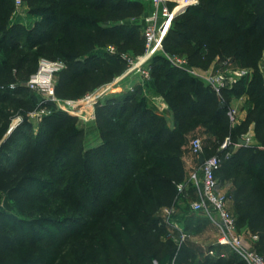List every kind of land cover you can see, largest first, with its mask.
<instances>
[{
	"label": "trees",
	"instance_id": "trees-1",
	"mask_svg": "<svg viewBox=\"0 0 264 264\" xmlns=\"http://www.w3.org/2000/svg\"><path fill=\"white\" fill-rule=\"evenodd\" d=\"M23 1L30 14L41 17L32 28L15 21V0H0V118L5 117L1 107L18 108L20 98L30 91L25 86L28 80L19 81L14 76V70L30 63V72H35L37 56L65 63L66 68L57 75L55 95L57 98H69L65 91L80 78L102 76L104 83H108L123 73L120 54L99 52L98 48L116 45L125 49L127 44L142 40L145 46L144 35L129 26L130 20L144 13L139 1L93 0L94 9L103 12L101 20L76 15L74 11L81 6L82 0ZM245 1L254 14L229 20L213 11L212 0H199L198 5L174 18L163 47L167 52L186 50L193 65L202 62L211 65L217 56L231 58L241 67L254 72L249 83L240 80L218 93L201 79L173 66L158 54L155 57L160 63L153 71L156 77L154 86L169 108L171 121L146 106L137 98V93L111 96L100 101L96 110L98 129L104 140L86 150L83 143L85 130L69 131L77 125L78 118L47 101L44 107L49 113L43 116L38 133L25 119L3 144L5 149L0 150V161L8 165L7 170L24 167L28 182L41 186L46 184L41 195L47 200L70 203L77 197L73 190L76 187L73 171L77 164L82 163L85 171L93 166L100 167L101 186L97 200L101 205H98L100 208L96 213L92 212V218L103 217L109 211L117 212L116 205L126 197L125 189L131 184L132 176L140 171L141 164L152 152L163 153L157 168L166 174L149 173L142 181L137 194L142 196L143 206L135 212V219L122 210L117 212L120 219L129 222L131 229L119 231L117 236L122 240L110 234L113 249L109 260H102L99 264H156L166 256H174V264H190L198 259L199 255L187 246H178L173 239V243L167 240V225L162 218H154L144 211L145 208L152 211L172 208L182 193L179 185L184 184V190H188L182 147L187 135L197 126L207 129L215 139L212 153L204 144V156L223 157V152L216 150L225 140L239 143L249 126L255 124L256 139L261 146L239 145L229 158L223 160L215 175L220 187L231 184L225 197L234 203L237 231L247 230L252 237H257L253 249L264 253V112L249 114L235 128L229 107L232 99L244 95L264 101V76L259 67L264 51V0ZM23 49L26 54L21 56ZM11 85H15V89H11ZM129 134L137 139L138 143L134 146L126 143ZM4 169L0 166V173ZM36 176L45 178L46 182ZM190 187L195 198L196 188ZM10 195L17 199L24 196L13 190ZM77 198L80 201L71 205V211L87 213L90 199L86 194ZM11 220L15 219L0 210V233L8 227L15 237H22L21 231L27 230L17 220L11 224ZM33 239L28 238L29 245L36 242ZM52 245L48 240L42 243L46 249ZM19 246L18 242L0 234V252L16 253ZM197 264L246 262L232 252L229 257L206 258L198 260Z\"/></svg>",
	"mask_w": 264,
	"mask_h": 264
},
{
	"label": "rangeland",
	"instance_id": "rangeland-1",
	"mask_svg": "<svg viewBox=\"0 0 264 264\" xmlns=\"http://www.w3.org/2000/svg\"><path fill=\"white\" fill-rule=\"evenodd\" d=\"M134 1L142 3L144 13L130 20L129 26L137 28L143 36L146 29V18L153 12V6L150 2L144 0ZM212 2L214 4L213 11L229 20H236L239 16H252L254 14V10L245 0H212ZM81 3V6L74 11L79 18L102 19L103 12L94 9L93 0H82ZM21 13L22 17L15 18V21L23 23L27 28H32L36 22L41 20V17L30 14L26 5L21 9ZM125 47V49H120L116 45H109L97 49L99 52H107L111 55L118 53L123 61V73L116 76L111 82L104 83L102 76L96 78L86 76L78 79L71 89L65 91L64 94L69 98L56 97L57 103L54 104L58 109L63 108L61 110L65 109L64 111L78 118L77 125L70 128L69 131L79 128L85 130L83 143L86 150L98 146L104 140L98 129L96 110L100 101H104L111 96L122 93H137V98L142 100L146 106L171 121L169 108L164 98L156 92L154 86L156 77L153 71L156 70L160 63L157 60L158 58L155 57L158 54H160V57H165V59L171 60L176 64L183 63L182 65L185 68L189 69L206 84L211 81L216 86H219L220 83L225 81L233 84L234 81L240 80H244L247 84L251 81L254 74L252 70L241 67L239 63L231 58L217 56L211 65H207L205 62L193 65L188 59L186 50L167 52L163 47L159 53L149 56L143 40L127 44ZM110 48H114V51L111 52ZM25 54L26 50L23 49L20 55L23 56ZM35 58L39 67V62L43 57L37 56ZM37 66L36 71L31 73L30 63H26L23 67L21 66L19 69L16 68L14 70V76L19 81L30 80L37 73ZM259 67L264 76V51ZM57 75L55 77L56 83ZM46 98V92L38 88L27 91V95L20 98L18 108L1 107L5 117L0 118V150L5 149L3 144L7 141L10 130L16 128L25 119L32 124L35 133L39 132V125L43 116L49 113V110L44 107L47 102ZM92 98H96V100L94 101ZM229 107L233 113V126L237 128L246 120L249 114L264 112V101L257 97L244 95L241 98L232 99L229 102ZM198 137L203 139L207 151L212 153L215 139L202 126H197L187 135V140L182 149L184 151L183 157L186 158V155L193 156L195 166L198 167L193 174L201 178L200 165H197L195 155L190 150L191 140ZM241 138L247 140L248 145L261 146L256 139L255 124H251L248 132L242 135ZM126 143L134 146L138 142L133 135L129 134L126 137ZM238 146L239 143L231 139L230 144L222 150L224 156L227 153H232ZM218 151L220 149L216 150V152ZM162 156L163 153L152 152L150 157L141 164L140 171L132 176L131 184L129 183L125 189L126 197L122 198L123 200L116 205L118 213H120L119 210H122L134 216L135 219V212L141 210L143 206L141 204L142 196L137 194L142 181L149 173L166 174L157 168ZM0 166L6 168L3 173H0V210L8 216H12L27 230L21 231L22 237H15V234L8 230V227L1 231L0 234L2 236H6L13 242H18L20 246L16 253L0 252V264H99L102 260H109L113 249V245L110 244L111 235L118 240L120 238L122 240V237L118 238L117 236L119 231L123 229L130 231L131 229L129 222L120 219L116 211H109L100 218L97 216L91 217L93 216L92 212L96 213L100 208L98 205H101L97 200L101 186L100 175L102 170L100 167L93 166L85 171L82 168V163H80L77 164V168L73 171L76 174L74 176L76 187L73 189L75 194L77 197L86 194L87 198L90 199L88 203L91 204L87 213L78 214L70 209L75 201H80L76 196L70 203L61 200H47L44 195H41L43 194V186L46 184L41 186L36 182H28L26 179L28 175L24 167L21 166L16 170H7L8 165L2 161H0ZM86 173L88 174L86 175ZM36 178L43 183L46 182V179L41 176H36ZM147 181L149 182L150 179ZM227 185L224 184L220 187L222 196H227L228 191H226L225 187ZM187 186L188 190H184L181 193L180 198L172 208L163 207L158 211L145 208L144 211L154 218H162L167 225V240H171L172 243L175 240L176 245L183 244L196 252L199 257L190 264H197L198 260L209 258L206 253L214 244L213 242L215 240L217 242L220 239L221 232L218 226H216L218 228L217 231L214 227L215 224H211L202 215L193 211L191 205L197 198H193L192 190L189 188L194 186V184L189 181ZM141 189L143 191L146 190L144 187H141ZM12 190L16 194L23 193V198L12 197L10 195ZM129 194L131 195L127 197ZM84 204L87 205V203ZM227 210L229 211L228 207ZM15 220H11V224H14ZM218 233L219 237L216 239L215 236ZM237 233L246 240L247 244L254 248L256 239L246 236L242 232ZM28 238H34L33 240H36V242L33 245H29ZM47 240L53 244L49 249L42 246V243ZM225 253L231 254L230 249H227ZM259 253L264 257L263 252L259 251ZM174 258V256H166L161 263H155L174 264Z\"/></svg>",
	"mask_w": 264,
	"mask_h": 264
},
{
	"label": "built area",
	"instance_id": "built-area-1",
	"mask_svg": "<svg viewBox=\"0 0 264 264\" xmlns=\"http://www.w3.org/2000/svg\"><path fill=\"white\" fill-rule=\"evenodd\" d=\"M144 1L150 2L153 6V12L146 18V29L144 30L147 53L149 56H153L162 51L164 39L172 26L173 19L190 7L198 5L199 0ZM15 7L14 18L22 17L21 9L24 7V1L15 0ZM110 50L113 52L114 48H110ZM170 62L173 66L187 70L191 75H194L189 69L182 65L183 63L176 64L171 60ZM65 68L66 65L61 60H49L43 58L39 62L37 73L27 81L25 86L30 90L41 88L46 92V101L57 103L55 95V77ZM237 82L238 81H234L233 84ZM233 84H230L229 81L220 83L219 86H216L211 81L208 83V85L218 93L221 89L227 86L232 87ZM10 88L15 89V85H11ZM230 116L233 119L232 112H230ZM228 144H230V139L225 140L220 150L222 151L225 149ZM190 150L192 154L198 158L199 156L204 155L203 139L200 137L192 139L190 142ZM230 154L231 153H227L223 157L221 155H213L210 157L204 156V163L199 166L202 175L201 178H198L196 174H193L190 179V183H193L196 188L197 198L191 205L193 211L203 214L208 221L218 226L221 232L220 239L216 244L210 247L206 256L209 258H225L226 254L224 252H219L217 249L219 247H230L232 252L240 256L246 264H264V257L254 251L251 245L247 244L246 240L237 233L235 217L227 210V198L221 195L220 185L215 173L221 167L223 160L230 157ZM184 189V184L179 185V190L181 192H183ZM253 238L257 239V237Z\"/></svg>",
	"mask_w": 264,
	"mask_h": 264
},
{
	"label": "crops",
	"instance_id": "crops-1",
	"mask_svg": "<svg viewBox=\"0 0 264 264\" xmlns=\"http://www.w3.org/2000/svg\"><path fill=\"white\" fill-rule=\"evenodd\" d=\"M195 158H196V163H197V165L199 166L200 164H199V158L198 157H196L195 156ZM184 162H185V171H186V183H188L189 181H190V179H191V177H192V175H193V173H195V171L197 170V168L198 167H196L195 166V162H194V158H193V156H191V155H186V158L184 157ZM227 185V184H226ZM226 187V191H229L230 189H231V184H228L227 186H225ZM229 189V190H228ZM222 190V189H221ZM223 191V190H222ZM226 196V195H225ZM226 205H227V207H228V209H229V211L232 213V214H234L235 213V208H234V203H233V201L228 197L227 198V200H226ZM197 214H200V215H202L203 216V214H201V213H197ZM204 217V216H203ZM204 219L205 220H207L205 217H204ZM212 224V223H211ZM215 228H216V230L218 231V228L216 227V225L214 226ZM242 233L243 234H245L246 236H251L250 235V233L247 231V230H243L242 231ZM216 237V239L219 237V233H218V235L217 236H215ZM252 237V236H251ZM253 238V237H252ZM254 239V238H253ZM214 244H216V240L213 242ZM212 243V244H213ZM213 244V245H214ZM227 249H230V248H228V247H219L218 248V251L219 252H224L225 253V251L227 252ZM230 253L232 254V250L230 249ZM226 254V257H229L231 254H227V253H225Z\"/></svg>",
	"mask_w": 264,
	"mask_h": 264
},
{
	"label": "water",
	"instance_id": "water-1",
	"mask_svg": "<svg viewBox=\"0 0 264 264\" xmlns=\"http://www.w3.org/2000/svg\"><path fill=\"white\" fill-rule=\"evenodd\" d=\"M14 129H15V128L11 129V130H10V133H11ZM239 144H240L241 146H248V142H247V140H245V139H243V138L239 139ZM204 160H205L204 155L199 156V164H200V165H202V164L204 163Z\"/></svg>",
	"mask_w": 264,
	"mask_h": 264
},
{
	"label": "bare ground",
	"instance_id": "bare-ground-1",
	"mask_svg": "<svg viewBox=\"0 0 264 264\" xmlns=\"http://www.w3.org/2000/svg\"><path fill=\"white\" fill-rule=\"evenodd\" d=\"M98 96H99V95H98ZM98 96H97V97H98ZM97 97H96V98H97ZM96 98H95V99H94V98H92V100H96Z\"/></svg>",
	"mask_w": 264,
	"mask_h": 264
}]
</instances>
